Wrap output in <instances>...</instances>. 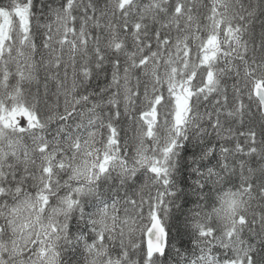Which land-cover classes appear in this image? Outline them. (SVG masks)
I'll return each instance as SVG.
<instances>
[{
	"label": "snow or ice",
	"instance_id": "obj_1",
	"mask_svg": "<svg viewBox=\"0 0 264 264\" xmlns=\"http://www.w3.org/2000/svg\"><path fill=\"white\" fill-rule=\"evenodd\" d=\"M0 264H264V0H0Z\"/></svg>",
	"mask_w": 264,
	"mask_h": 264
}]
</instances>
